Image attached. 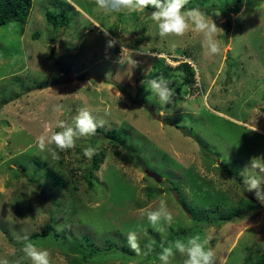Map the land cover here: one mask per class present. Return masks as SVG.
<instances>
[{"label": "rangeland", "instance_id": "374dc122", "mask_svg": "<svg viewBox=\"0 0 264 264\" xmlns=\"http://www.w3.org/2000/svg\"><path fill=\"white\" fill-rule=\"evenodd\" d=\"M197 7L223 30L217 55H206L203 36L191 30L161 39L152 11L105 13L95 0H32L26 24L0 27V262L30 264L24 236L50 252L51 264H159L161 245L195 234L209 238L216 264H254L264 254V204L242 188L251 161L264 166V0L186 5ZM49 12L69 25L53 26ZM161 75L175 89L173 105L148 99L141 84ZM78 107L103 121L101 131L59 159L40 151L38 137L59 131L57 121L72 125ZM150 108L166 114L158 119ZM88 146L102 154L97 170L83 156ZM161 199L174 222L156 231L146 212ZM48 228L99 249H129L132 230L142 250L155 243L147 257L108 251L84 262L51 234L31 238ZM183 259L177 254L171 264Z\"/></svg>", "mask_w": 264, "mask_h": 264}, {"label": "clouds", "instance_id": "9594fccd", "mask_svg": "<svg viewBox=\"0 0 264 264\" xmlns=\"http://www.w3.org/2000/svg\"><path fill=\"white\" fill-rule=\"evenodd\" d=\"M188 3L189 0H95L96 7L105 13L124 12L131 15L133 13H145V10L151 7L154 11L151 12L150 18L156 24L157 34L161 39L182 38L191 30L203 36L202 48L206 55L219 54L221 48L216 36L223 30L218 28L214 21L198 7L187 9ZM97 27L100 26L97 25ZM101 31L106 37L109 35L107 28H102ZM116 43L115 39H109L107 46L114 47ZM171 47L175 49L176 44L172 43ZM125 50L130 53L129 64L135 65L136 62L131 58L133 53L124 49L122 45V52ZM141 84L147 92L151 93L148 99L154 96L163 106L173 105V97L176 93L175 89L170 87V79L161 75L147 81L142 80ZM62 108V105H54L53 111L61 112ZM167 109L168 113L171 114L172 108ZM165 114L164 110L160 111V116ZM102 125L103 121H97L88 108L78 107L72 125H68L64 121H57L56 127L60 130L53 131L50 135H40L37 140V147L42 152H49L53 159H59L58 153L75 148L79 139L94 136L97 128ZM96 152V148L88 146L83 149V156L91 160ZM257 160L251 161L250 168L253 171L247 172L242 188L244 192H255L256 199L264 204V166L257 163ZM257 170H259V174ZM146 219L156 231H163L162 225L171 226L174 222L173 214L164 199L160 200L157 209L146 212ZM22 239L26 241L22 248L24 254L22 259L30 261V264H51L48 250L38 248L27 236L22 237ZM126 241L129 249L137 257H147L153 252L155 242H150L142 250L138 233L135 230L127 233ZM208 244L209 238H204L200 234L177 239L166 247L161 245L162 251L157 254V259L159 264H171L172 260L179 254L184 257L183 264H216V253L208 247ZM0 264H8V261L4 260ZM16 264H21V261L18 260Z\"/></svg>", "mask_w": 264, "mask_h": 264}, {"label": "trees", "instance_id": "16d2710c", "mask_svg": "<svg viewBox=\"0 0 264 264\" xmlns=\"http://www.w3.org/2000/svg\"><path fill=\"white\" fill-rule=\"evenodd\" d=\"M32 8V0H0V27L6 25L7 23L19 22L22 25L26 24L29 17L30 10ZM149 11H154L151 7L147 8ZM47 20L53 26H68L69 19L64 14L53 15L52 13H47ZM182 67L186 73V82L188 84L194 82V71L188 63H182ZM116 87L123 93H126L125 87L121 85H116ZM128 100H130V95L126 93ZM97 131H101L100 128H97ZM107 136L111 138L112 141L119 143L118 136L115 131L107 133ZM102 160V154L96 152L93 156V169H99V163ZM92 174V172H90ZM91 185V184H90ZM231 219V216L225 218V220ZM49 234L52 235L54 239L59 241L61 244L68 246L69 252L73 254H80L81 259L84 262H87L91 258H94L99 255H105L108 251L126 254L128 256H136L135 253L126 248L119 249L118 247H108V249H99L95 248L91 243L89 238H84L80 240L68 241L65 236L59 235L55 230L51 228L43 230L41 233H36L31 236L33 239H38L40 237H46ZM254 264H264V254H262Z\"/></svg>", "mask_w": 264, "mask_h": 264}, {"label": "water", "instance_id": "95a60500", "mask_svg": "<svg viewBox=\"0 0 264 264\" xmlns=\"http://www.w3.org/2000/svg\"><path fill=\"white\" fill-rule=\"evenodd\" d=\"M85 78H86V79H97V80L101 81L100 78L93 77V76H89V75H88V76H85ZM149 112H150L154 117L160 119V116H155V115H154V109L150 108V109H149ZM147 175H148L149 177L153 178V179H154L155 181H157V182H161V181H162L161 177H160L157 173H155V172L148 171V172H147Z\"/></svg>", "mask_w": 264, "mask_h": 264}]
</instances>
